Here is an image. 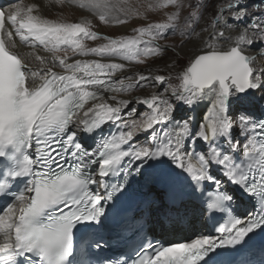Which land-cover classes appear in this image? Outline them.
Returning <instances> with one entry per match:
<instances>
[{"label": "snow or ice", "instance_id": "obj_1", "mask_svg": "<svg viewBox=\"0 0 264 264\" xmlns=\"http://www.w3.org/2000/svg\"><path fill=\"white\" fill-rule=\"evenodd\" d=\"M79 6L146 23L108 36L40 3L0 5V264H264V0H154L148 11L172 9L163 22L112 0ZM177 31V58L195 41L185 65L127 74ZM133 104L148 111L132 119ZM153 213L189 235L147 239Z\"/></svg>", "mask_w": 264, "mask_h": 264}, {"label": "rangeland", "instance_id": "obj_2", "mask_svg": "<svg viewBox=\"0 0 264 264\" xmlns=\"http://www.w3.org/2000/svg\"><path fill=\"white\" fill-rule=\"evenodd\" d=\"M147 1L150 3L154 2V0H147ZM112 2L119 4V6L124 7V8H131V9L138 10L140 13L147 16V21H149V22H163L164 20H166L165 12L172 11V9H170V8L165 9V10H160L157 12L148 11L147 6H146L147 2H144V0H112ZM64 4L66 5L67 9L72 7L73 11H71L69 13H62L60 16L57 17V19H63V20L69 21V22H78L81 20L90 21L94 30H96V31L100 30V31H102L100 33H102L104 35H108V36L130 35V34H132L131 29L133 27H137V26H140V25L146 23V21L143 18H133V19L129 20V22H128V24L130 26L129 30H127L125 32H121V30L119 29L120 25H115L112 23L104 24L101 21H99V18L96 14L89 11L88 9L81 8L79 6V0H63V5ZM186 14H187V12H184L182 15H186ZM209 16H210V14H209ZM206 19H207V17H206ZM202 26H203V22H202ZM182 41H186V37L180 35L179 31H177V33L175 35H173L171 32H169L163 39H160L158 41V43L162 47L164 45L170 46L162 56L149 57V58H147L146 64H144V65H137V64L133 63L130 66L136 67V68H141V67L144 68V67H147L148 65H152V64L164 65L170 58L175 57L176 59H178V63L176 65V67L179 68L180 65H185L187 60L189 59V58L183 57L181 55H179V57L177 58L174 51H173V48H177ZM104 42L105 41H103V40H96V41L86 40L85 41V43L89 47H95L98 44L104 43ZM60 54L63 55V51H61ZM90 57H84V58H87V59L88 58L89 59L96 58V57H91V58ZM160 69H164V68H160ZM160 74L167 75V70L165 69L164 71H160ZM168 83L178 84L179 81L176 80L175 78H173ZM208 107H210V105L207 106L206 112H207ZM197 121H201V120H197Z\"/></svg>", "mask_w": 264, "mask_h": 264}, {"label": "bare ground", "instance_id": "obj_3", "mask_svg": "<svg viewBox=\"0 0 264 264\" xmlns=\"http://www.w3.org/2000/svg\"><path fill=\"white\" fill-rule=\"evenodd\" d=\"M34 2L40 3L42 5V9H41L42 14L47 16L50 19H57V17L60 16L62 13H69V12L73 11L72 7L67 9L65 4L63 5V3H58L57 0H0V5L7 7L9 4L19 3V4L26 7L28 4H31ZM144 2H147L146 6H148V4H150V2H148L147 0H144ZM83 9H86V8H83ZM129 27H130L129 24L122 25V26L120 25L119 29L121 30V32H125V31L129 30ZM197 30H199V29H197ZM98 31L102 32L100 30H98ZM194 43H195V41L185 43L183 51L180 53V55L183 57L189 58L190 53H192L194 51V47H193ZM20 51L21 52H27V51H29V49L27 47L21 46ZM42 54H44V53L42 52ZM64 54L65 53L63 51V55ZM67 54L69 56H71L72 55L71 50H67ZM60 55H62V54H60ZM172 59H176V58L172 57L166 63H171ZM149 66H151L153 69H156V70H159L160 68H165V64L164 65L152 64V65H148L147 67H144V68H142V67L136 68V67L129 66L130 71L127 74L131 75V74H133V72L146 71ZM155 74H160V71H156ZM119 75L120 74H117V78H119ZM155 90L159 91L161 89H155ZM153 91H154V89L151 87H149V88L137 87L136 89H134V91L132 92L131 95L133 97L134 96H149L152 94ZM258 97H259V93H257V102H259ZM120 98L121 99H127V98H129V96L124 95V94H120ZM109 103H112V101H109ZM209 105H210V103L206 100L205 102L199 104L195 108V112L193 114L195 115L196 120H202L203 119V116L206 114V108ZM131 107L136 108V112L133 113V115L131 117L132 119H138L142 113L148 111L146 106L133 104L130 106V108ZM130 108L126 109L123 114L127 115L128 111H130ZM112 126L113 125H111V124L105 126V130L110 129ZM143 138H144V135L142 134L141 136L135 138L134 142H139ZM190 219H191L192 226L197 227V228L200 226V222L195 216H191ZM151 222H152V226H151L152 230H156L157 228H160L162 230L163 234H165L167 236H170V235L176 236L178 234H189V232L187 230V227H188L187 225H180L179 227H177L175 229L171 228L170 226H166L165 228L162 229L160 227L159 223L157 222V216L155 213H153Z\"/></svg>", "mask_w": 264, "mask_h": 264}]
</instances>
